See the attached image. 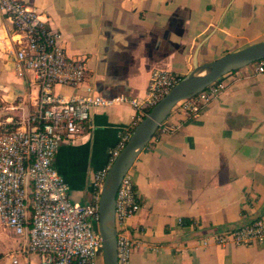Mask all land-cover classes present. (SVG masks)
<instances>
[{
	"label": "crops",
	"instance_id": "obj_1",
	"mask_svg": "<svg viewBox=\"0 0 264 264\" xmlns=\"http://www.w3.org/2000/svg\"><path fill=\"white\" fill-rule=\"evenodd\" d=\"M21 1L48 19L67 57L84 59L86 82L101 97L140 98L152 70L182 77L193 61L264 41V0ZM17 39L0 14V124L22 127L36 83L15 69ZM254 67L221 76L223 91L195 116L173 107L136 156L127 172L140 207L124 225L131 264H264V239H212L264 219V73ZM53 92L68 98L74 90ZM133 116L127 104L95 107L82 134L59 146L54 166L73 204L91 201L92 177L119 134L131 132ZM0 228V264H38L36 255L19 252L22 237Z\"/></svg>",
	"mask_w": 264,
	"mask_h": 264
},
{
	"label": "built area",
	"instance_id": "obj_2",
	"mask_svg": "<svg viewBox=\"0 0 264 264\" xmlns=\"http://www.w3.org/2000/svg\"><path fill=\"white\" fill-rule=\"evenodd\" d=\"M0 14L10 21L18 36L13 51L16 71L31 72L36 83L32 110L18 123L22 127L9 122L0 124V223L22 237L19 252L36 255L38 264H95L101 253L96 228L99 192L107 169L130 132L120 133L108 150L106 163L92 177L94 192L86 204L77 205L69 200L68 186L54 166L55 153L60 145L70 144L82 134L93 108L127 104L134 111L133 128L181 77L155 69L140 98L121 94L98 96L86 82L84 59L66 56L59 33L46 17L21 0H0ZM253 63L256 74L264 73V57ZM55 86L69 87L74 93L64 98L53 92ZM223 89L224 84L218 78L173 107L195 116ZM139 207L126 172L114 197L116 264H131L133 241L126 235L124 225ZM212 239L218 245L261 242L264 219L255 218L236 228L221 230Z\"/></svg>",
	"mask_w": 264,
	"mask_h": 264
},
{
	"label": "water",
	"instance_id": "obj_3",
	"mask_svg": "<svg viewBox=\"0 0 264 264\" xmlns=\"http://www.w3.org/2000/svg\"><path fill=\"white\" fill-rule=\"evenodd\" d=\"M262 57H264V41H259L203 64H196L193 61L191 70L182 76L132 128L124 146L106 171L97 201L96 228L101 238L102 264H116L113 218L116 188L172 107L180 100L195 95L221 76Z\"/></svg>",
	"mask_w": 264,
	"mask_h": 264
},
{
	"label": "rangeland",
	"instance_id": "obj_4",
	"mask_svg": "<svg viewBox=\"0 0 264 264\" xmlns=\"http://www.w3.org/2000/svg\"><path fill=\"white\" fill-rule=\"evenodd\" d=\"M1 229V228H0Z\"/></svg>",
	"mask_w": 264,
	"mask_h": 264
}]
</instances>
